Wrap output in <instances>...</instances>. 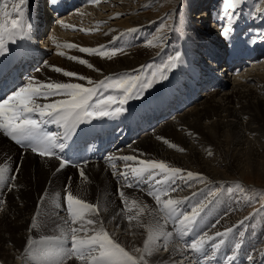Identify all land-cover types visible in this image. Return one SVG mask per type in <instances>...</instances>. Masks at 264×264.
<instances>
[{
  "label": "bare ground",
  "instance_id": "bare-ground-1",
  "mask_svg": "<svg viewBox=\"0 0 264 264\" xmlns=\"http://www.w3.org/2000/svg\"><path fill=\"white\" fill-rule=\"evenodd\" d=\"M31 1L33 2L34 0ZM114 1L115 7L118 10L119 8L121 9L118 11L114 7L113 10H111V13H113V17L115 19L119 16L118 19L121 18V20L117 21L115 25L111 24L110 26L103 23L102 27L93 28L96 31H93L92 29L91 33L96 32L95 35L90 36V34H88V36L85 37L73 34L72 40L75 43H73L74 47L72 51L75 56H83L82 54L84 52L79 50L82 47L92 48L93 43L100 45L103 44L109 36L108 34L102 32L106 26L109 32H131V35L138 33L140 39H145L150 32H152L151 37H155L156 40L161 39L162 44L168 38V29H165V27H168L169 23L162 22L164 21L163 17L165 14L162 15L161 21L159 22L155 21V19H143L142 16H139L138 14L143 10H138L137 5H127L128 2L133 3L136 0H122V2L119 0ZM137 1L143 2L144 0ZM255 2L257 4V8L258 6L264 7V1L255 0ZM12 4L13 0H7L5 10L11 12ZM106 4L107 2L104 1L101 9H103L104 6L106 7ZM248 4L254 6L252 2H248ZM27 5L28 3L26 6ZM152 8L153 7H150L148 11L153 12ZM101 9H98L99 12ZM107 9L108 8L101 10V13L99 14L103 20L109 18L107 13L104 16L102 15L105 14V12L110 11ZM186 9V12H188L190 6L186 7ZM249 9H252V7ZM172 16L174 15L172 14ZM184 16L181 19L187 18L186 15ZM202 16L203 15H196L194 17V21L192 20L193 23H191V25L185 24V26L180 28L181 32L178 36V40L180 39V41L178 44H176L173 40V37L176 36V34L171 35L166 41L164 47L166 50L177 49L183 53V56L180 60V66L171 70V80L166 89V93L162 97H168L173 91H175L179 82L185 81L187 74L190 73L189 69L185 65H187L189 61H193L195 57V53L191 49L196 47L200 41L201 30L198 28V21L203 20V18H200ZM260 20L261 19L258 16L254 17L251 20L249 27L250 30H253L254 32H261L260 35H263L262 37H264V23ZM105 21L107 22V20ZM216 25L217 23L215 22L214 26L211 27V30L214 32L212 35L214 36L218 33L216 32L217 28H215ZM144 26H146L149 31L144 32ZM85 30H87L85 32L91 31L88 29ZM161 35H165L166 38L159 37ZM205 35L208 36V34ZM110 36L115 37L117 35ZM238 36L239 33H236L233 37L236 38ZM262 37L258 36L256 38L260 40ZM147 41L143 42L140 46L133 48L123 57L110 61H96L97 63H95V65L102 73H108L117 69L127 70L137 67L148 56ZM247 48V44H245L243 49L247 50ZM24 61L29 60L24 58ZM248 61L249 63H252V60H247V62ZM255 62L256 60H254V64ZM258 62L256 64H258ZM54 64H56V67L65 71L77 72L79 74L85 73L86 71L85 67H80L81 63H74L68 59L58 57L51 60L48 64L44 62L42 65H39L30 78L34 77L35 80L41 82L51 81L58 83H79L78 81L71 79L72 77L68 78L65 76L63 72H49L44 69L46 66ZM254 64H251L253 67L250 66L252 69L248 74L246 71V73H241V75L238 74L235 77L238 80L240 78L241 80L244 79L245 82H248V79L250 81L255 79L264 83V75H259L257 72H254ZM238 70L239 68H233L232 72H236ZM221 74V70L216 71L214 74L212 73V76L210 75L209 80L211 81V77H219ZM245 74H247V76ZM237 79L235 80L225 77L224 81L225 86L227 85V90L224 86L222 89L212 90L211 92H209L210 89H208L207 92L203 90V92H199V90L194 89L192 85L187 84V98H192L193 101H186V106L189 104L191 105L161 124L155 132H150L149 134L138 138L137 142L133 146V149L136 152L134 156L137 157L138 161H148L151 159H153L152 161L157 162L163 161L169 166V168H179L184 170L183 172L186 175L187 171L193 172V168L191 169L189 165L197 164L198 166H203V164L207 165L208 163H211L205 159V155L206 153L215 151L220 156V163L223 162L222 160H224V162H228L227 168L231 169L235 173H238L240 176L244 177L243 175H245L246 177L255 176L264 178V155H262L264 151V99H261L258 96V92H260L259 87H257L258 90L255 91L252 85L236 83ZM28 82L29 80L25 82V85ZM218 91L222 92L219 93ZM219 95L220 97H218ZM64 98L65 97L63 96L50 97L48 101L51 102L55 99ZM198 98H204L200 106L197 105V101L199 100ZM160 101V98H151V104L154 106L158 105ZM106 118L110 121L112 120V116L110 115L108 117H101V122H106ZM54 127L63 132L60 125L54 124ZM81 129L82 123L79 125L78 131ZM3 134V129H0V151L5 148L12 151L8 143H6L5 139L2 137ZM172 145H175V147ZM136 149L140 150V152H137ZM15 153L17 155L18 151L15 150ZM78 164L79 162L77 160L75 161V165L73 167L66 166L58 172H53L52 170L54 165L50 164L47 160L34 158L29 154H25L22 157L19 172L16 175V178L12 181L15 188H12L11 185L8 191H6L4 194V205L0 209V259L2 262L5 264L11 263V259L8 257L11 258L14 254H16V257H18V260L20 261L19 263L22 264L23 262L21 261L19 255L21 249L13 250V248L14 246L22 248L27 243L28 239H31L34 243L31 245L28 244L23 253L28 255L29 258L35 260L40 257L34 253V247L37 245H35V232L33 229L30 227L32 231L29 234L27 233L24 237H22L21 230L29 227L28 215L35 203L38 192L42 190L44 192L45 200L48 195H54L57 193V199L54 201V204L51 203V205L47 208V211L52 213L53 217L55 215H59L60 219L65 222L70 221L71 224L74 223L73 225H75V222L77 224H83L87 223L89 220L94 221V223L98 222L99 225L96 228H94V226L91 227V230L94 231L93 235H96L97 233L102 235L103 233L101 232V229H103L109 233L111 238L124 247L130 255H133L134 252H136V249H140L138 255L134 254L137 260L141 261V257H143V261H148L151 264L168 263V259L174 256L179 257L180 261L182 260L181 256H183L185 250L179 243L176 242V239L179 238V236L172 231H169L172 233L171 236L166 235L168 230L165 228V222L162 224L159 222V216L150 205L151 203L153 205H157L160 209L162 208L161 211H163L170 219L165 224L167 226H174L176 231L179 229L180 224H178L177 218L180 217L181 213L186 215L187 212L184 211L183 208L177 207L178 205H175V215L169 216L164 207V202L168 199L180 200V204L182 206L185 201L188 200L190 202L195 198L189 190L186 192H181L179 190V174L175 177V184H172L171 180L167 181V183L162 182L164 181L165 174L171 175L170 173H167V170L165 171V174H161L159 169H154L153 171L155 175L153 178H148L147 174H145L144 177L137 179L132 175L130 167H146V165L138 162H129L128 165L130 167L127 168L125 167V163H123V169H119V167L116 166L114 169L110 170H105V168L98 162L92 164L89 163L87 169L80 168ZM201 168L206 169L205 166ZM81 170L84 172L83 176H81ZM201 171L207 172L205 170ZM119 172H126L127 180L120 175H114V173ZM66 185H70L68 191H70L74 196L93 205L92 209L77 206L81 208L82 218L79 222L76 220L73 222V218L67 210ZM4 186V183L0 181L1 189H3ZM173 187L177 188V190L172 191L171 188ZM118 188L122 189L125 193V199L123 202L121 197L117 194ZM145 196L149 199V201ZM157 196L160 197L159 201L156 199ZM185 197H187V200L184 199ZM60 199L61 201L58 204ZM38 205L39 203H36L34 206ZM44 205L46 208L47 204L44 203ZM207 206L208 207L205 208L204 213H202L204 216H201V220L208 223V225H206L209 227L212 224L211 220H213V218L217 219L220 221L219 223H221V216L227 213L225 205L224 207L222 206V209H218V207L212 203ZM215 209H217V213L213 212ZM113 217L116 218L113 219ZM60 219L58 220L60 221ZM224 219L226 220L225 217ZM225 220H222V223ZM45 221H49L48 216H45ZM88 225L91 226V224ZM149 225L150 227L148 228ZM206 225L198 222L197 226L193 230L194 234H190L192 235L190 243L200 236L199 233L195 234L198 230H200L202 234L204 232H207L209 235L213 234L211 228L207 227L205 229ZM157 227H159V229ZM146 228L147 232L150 233L148 236L151 237L150 239L157 236L163 240L161 242H165L167 244V251L165 253L166 256L162 257L158 253V248L164 249L161 244H157L155 246L149 244L145 245L143 233ZM216 230H219V227H217ZM114 231H121L124 237L112 233ZM39 238L46 240L44 251L48 255L45 259L42 256V259H40V263H42V261L50 259L49 254L51 253L52 248L49 245L47 236H41ZM245 239L248 240V236H246ZM246 240L244 242H246ZM13 242L14 246H10L11 248L6 249V243ZM208 247L210 246L207 245L206 248ZM65 249L66 247L63 250H57V252L63 251L62 256H65ZM247 250L248 248H244L243 254L247 253ZM130 252H132V254ZM183 261L185 263L188 262L187 264H193V262L189 263V260L186 261V259H183ZM183 261L181 262L183 263ZM193 261L197 263L196 259H193ZM30 262H26V264H31ZM40 263L37 262L36 264ZM75 263L78 264L72 260H68L67 262V264ZM45 264H55V262L50 259ZM87 264L90 263L87 261ZM168 264L177 263L169 262Z\"/></svg>",
  "mask_w": 264,
  "mask_h": 264
},
{
  "label": "snow or ice",
  "instance_id": "snow-or-ice-1",
  "mask_svg": "<svg viewBox=\"0 0 264 264\" xmlns=\"http://www.w3.org/2000/svg\"><path fill=\"white\" fill-rule=\"evenodd\" d=\"M56 0H52L55 4ZM246 0H227V9L232 10L231 15H223L220 19L225 21V24L221 25V35L225 38L228 37L229 33L234 32V25L239 19V6L243 5ZM7 0H0V55L5 54L7 47L5 45V38L9 43H17L18 40L28 39V30L32 27L30 23L24 22V13L26 9L24 6L28 3V0H13L12 11H6L5 5ZM120 15V14H117ZM167 15V14H166ZM264 15V13H262ZM76 30V29H74ZM87 31V30H85ZM134 31V30H133ZM68 47H74V45H68ZM81 52L93 54L97 52V49L82 47L79 49ZM21 55H27L26 52L20 53ZM112 54H115V50ZM183 53L180 51L175 52L171 55L167 61L162 65L163 71H171L180 66V60ZM110 58V57H109ZM71 59H77L71 57ZM82 64H87V61L81 59L79 61ZM92 67L91 65H88ZM145 66H141V70ZM57 72H63L67 77H77L78 74L70 71L62 70L58 67L54 69ZM2 71V69H0ZM154 75V74H153ZM80 79H88L85 77H79ZM166 78V77H165ZM135 84H132V78L129 77L127 82L123 80H117V88L123 92L124 98L117 100L112 95L101 96L99 99H95L98 96V88H87L83 84L78 83H58V82H41L30 78L29 82L20 87L17 91H13L11 95L3 93V82H0V93H3V97H0V129H3L5 134L17 144L29 148L32 152L38 153L41 156H56L59 159V168L57 171L69 166L71 161L63 157V152L71 146L74 138L77 136L79 125L82 122L87 121V117L96 114V118L115 116L122 111V106L127 103L129 99H143V93L147 92L148 89L154 87L152 80H139L135 78ZM101 84L104 82L101 81ZM125 83L130 86L125 87ZM159 83V81H157ZM137 93L132 95V93ZM63 96L64 99H55L51 102H45L43 104L38 103V100L43 99L48 101L50 97ZM115 106V111H112V107ZM92 109V111H89ZM108 109V110H105ZM38 114L39 119L34 118ZM50 122L58 124L63 129V134L59 135L53 132H44L42 124ZM175 147V145H172ZM59 149L57 154L54 150ZM118 159L125 161V167L127 168L128 162H138L146 165V167L138 168L132 167L131 173L137 179L144 177L147 174L148 178L154 177V169H159L161 174L170 173L171 175H164V183L171 180L172 184H175V177L177 174H181L184 170L179 168H169V166L163 162L157 161H138L136 156L128 155L122 156ZM115 167V166H113ZM5 169L0 167V178H3V172ZM19 171V168L16 169ZM84 175L81 170V176ZM114 175H120L127 180L126 172L114 173ZM187 179L191 180L194 177L203 180V174L193 173L191 171L186 172ZM181 179L184 177L181 176ZM11 179V178H10ZM131 186V185H129ZM191 187V185H187ZM70 185H66V202L67 210L73 218V222L77 219H81V208L92 209L93 205L86 203L82 199L74 196L68 189ZM172 191H176L177 188H171ZM117 194L121 197L122 202L125 199V193L122 189H117ZM192 195L195 197L198 195L197 192H193ZM215 193L209 192L205 196V200H208L209 196H214ZM156 199L159 201L160 197ZM187 200V197L184 198ZM180 200L168 199L164 202V207L167 210L169 216H173L176 213L175 205L180 204ZM207 205L204 201L199 202L196 206L191 209L190 214H180L177 218L178 224L183 225V229L180 230V235H187L193 231L197 226L202 213H204ZM251 216V214H250ZM249 217H244L243 220L239 221V225L248 220ZM116 217H113L115 219ZM94 221L89 220L87 223L92 224ZM219 224L216 221L212 225L213 228ZM35 226V225H34ZM236 227V226H234ZM233 228H228L224 231H216L215 235H209L207 232L201 234L197 239L193 240L190 244L186 245V248L196 251L197 253L206 254L207 249L205 245H209L212 250L219 249L226 243L224 239L230 233L234 231ZM71 232V247L65 253L67 259H80L85 261L87 264L88 258H92V264H137L136 258L129 254L119 243H117L108 232L101 229L102 235L97 233L87 239L78 238L76 235L77 231H87V227L83 224L80 229L70 228ZM167 236H171L172 233L168 232ZM151 238V237H149ZM219 240V243L216 240ZM34 241L29 239L28 244H33ZM145 245L149 243V240H145ZM165 251H167V245L162 244ZM239 247V245H236ZM27 251V249H26ZM136 252H140V249H136ZM99 253L97 256L96 253ZM250 260L252 257H248ZM143 261V257H141Z\"/></svg>",
  "mask_w": 264,
  "mask_h": 264
},
{
  "label": "rangeland",
  "instance_id": "rangeland-1",
  "mask_svg": "<svg viewBox=\"0 0 264 264\" xmlns=\"http://www.w3.org/2000/svg\"><path fill=\"white\" fill-rule=\"evenodd\" d=\"M119 1L122 2V0H119ZM205 1L206 0H200V1L199 0H144L143 2H139V1L136 0L133 3L128 2L127 5L128 6H136L137 5L138 6L137 7L138 10H143V11H140L141 13L140 12L138 13L139 16H142L143 19L148 18V20H151V19H155L156 20L157 18H160V19H157V22H159V21H161L162 15L165 14V17H167V21H168L170 19V17H171V14L174 11H176V12H179V17H182L183 15H186L187 18H184V19L191 20V22H192V20L194 21V17L196 15H203L202 17H200L202 19L204 17V14L205 13L207 14V12L203 11V10L206 9L205 6H207L209 2L205 3ZM250 1L253 2V0H250ZM260 1H264V0H260ZM112 2H114V4H115L114 0H112ZM195 5H196V7H195ZM118 6H119V4H118ZM188 6H190V9H189L188 12H186V10H187L186 7H188ZM107 7H109V6H107ZM107 7L104 6L103 9H101V8H99V9L104 10ZM150 7H153L152 8L153 12L148 11V9H150ZM115 9L118 10L116 7H115ZM120 9L121 8H119L118 11H120ZM101 10H100L99 14L101 13ZM138 10H137V12H138ZM191 11H192V13H191ZM106 13L108 14V17H111V16L113 17V13H111V11H107V12H105V14H102V15L104 16V15H106ZM187 13H188V15H187ZM99 16L101 17V15H99ZM118 18L110 19V20H108V22H111V24L115 25V23L117 21L121 20V18L120 19H118ZM169 21L166 22V23H169ZM162 22H164V21H162ZM165 29H168V27H165ZM93 31H96V30L93 29ZM90 32H92V30ZM159 37L166 38L165 35H161ZM153 47H154V45L152 44L150 46L149 50H148V45H147L148 55L151 54L152 52H154ZM159 55L160 56H157V58L154 57V58H151V60H146L145 61V68H149V69L146 70L143 73V76L140 78V80L151 79V77L153 76V73H155V72L160 74L159 82H161L164 79L163 72L168 73V71H163V70L161 71V69H162V65L167 61V59L170 57V55L165 53V52H161ZM171 55H173V54H171ZM251 67H253V66H251ZM251 67L250 68H246V69L242 70L241 72H238L236 75H238V74L241 75V73L244 74V73H246V71H247V74H248L249 71L252 69ZM263 67H264V61H263V63L258 62V65L254 66V68H255L254 72L255 73L257 72V74H259V75H264V68ZM118 74L119 73L115 74L114 76H116ZM247 74H245V75L247 76ZM126 75L127 74H124L120 78L125 77ZM130 75H132V74H130ZM133 76L134 75H132L131 78ZM235 76H233L232 79L236 80L237 78ZM256 76H258V75H256ZM137 77L138 76L134 77V79L132 80V84H135V82H136L135 78H137ZM128 80L129 79H125L123 81L127 82ZM256 81L257 80H255V79H253L251 81L248 79V82L246 81L247 82L246 83L244 81V79L241 80V78H240L239 80L237 79L236 83L252 85L254 87L255 91H257L258 90L257 87H259L260 92H258V94H259L258 96L261 99H264V85H262L264 83H261V82L257 81L259 83L258 84ZM124 86L125 87H129V84L125 83ZM211 91L212 90H210L209 92H211ZM229 91H230V88H229ZM218 92L221 93L222 91H218ZM260 94H262V95H260ZM218 97H220V95ZM202 100H204V98L199 99L197 101V105L200 106L202 104ZM263 142H264V138H263ZM212 152L206 153V155H205V159L207 161L211 162V163H208L209 165L208 164L207 165L203 164V166H205L206 169L201 168V167H203L202 165H199V166L197 164H194L195 166L194 165H189L191 167V169L193 168L192 169L193 173H198V172H199V174L203 173L204 179L200 180V179H197V178L194 177L190 181L186 182L184 184V186H181V190H185L186 188H189V189H192V190H196L197 188H199L202 193H201V196L196 200L195 203H199L201 201H204V203H205V202L210 201L211 199H214V201L211 202V203L213 205L217 206L218 209H222V206L224 207V205H225V208L227 209L226 210L227 211V213H226L227 215L224 214V215L221 216V223L217 224L215 228H213L212 225L215 224L216 221H218L217 219L213 218V220H211L212 224L209 227V226H207L208 223H205L200 218V221H199L200 224H203V225L207 224L205 226V229L207 227L211 228L212 232L214 233L215 231H217L216 230L217 227H219V229H221L224 225H225L224 227H229V223L232 222V221H235V225L234 226H236V227L233 226L235 231H233L231 233L233 235V237H232L233 239H234V233L235 232L239 233L241 230L243 231L245 229V227H246L245 231L247 233L246 236L249 237L250 235H252L254 233V235H252L251 237L248 238L249 243L247 244V247L250 249V252L249 253L247 252L244 255V257L248 255L249 257H252V259L250 260L248 258L249 259L248 260V259H244V257H242L240 260H231L230 257L234 254V252L237 249H230L228 251V254H226V256L224 257L225 258L224 259L225 262L226 261H234V262L235 261H239L242 264H264V178L255 177V176L246 177L245 175H243L244 177H242L238 173H235L231 169L227 168L228 162H224V160H222L223 162L221 161L222 163H220V156L215 151H212ZM262 155H264V151H263ZM197 169H198V171H197ZM201 170H205L207 172H202ZM189 184L191 185V187L187 186ZM217 187H218V190L216 192H214V190ZM186 191H183V192H186ZM218 191H220V192L222 191V192H225V193L218 194ZM209 192L215 193V194H217V196H215V195H214L215 197L209 196L208 200H205V196H207ZM216 198H218V199L215 200ZM60 201H61V199L58 201V204L60 203ZM229 208H230V210H229ZM250 214H251V216H250ZM201 216L203 217L204 215H201ZM249 216H250V218L248 220H246L243 223V225L238 226L239 225V221L243 220L244 217H249ZM224 217L226 218V220L224 219ZM222 220H225V221L222 223ZM76 221L79 222V221H81V219H77ZM76 224L77 223L75 222V225ZM83 224L88 225V223H83ZM80 225H82V224H80ZM98 225H99L98 222H95L94 224H91V226H89L87 228L88 229L87 231H91V235H87L86 234L87 231H84L85 232L84 236H80L78 238H82V239L83 238H90L94 234V231L91 230L92 229L91 227L94 226V228H96ZM27 230H28V228L21 230L22 237L26 236ZM112 233H115L116 235L124 237V235L121 233V231H114ZM241 239H242V237H241ZM10 246L13 247L14 246V242L13 243H6V245H5L6 249L7 248H11ZM19 249H21V248L15 247V246L13 248V250H19ZM161 249L162 248H158L157 249L159 255L162 256V257L166 256L165 249H162V250ZM66 252H67V250H66ZM130 253L132 254V252H130ZM134 254L138 255L139 252H134ZM215 255H218V254L216 253ZM65 257L66 256H62V259L64 260ZM8 258L11 259V263H6V264H18L20 262L18 260V257H16V254H14L13 257H11V258L8 257ZM174 259H175L174 261H177L176 260L177 258H174ZM21 260H22V262H24L23 258ZM70 260H72L74 262V259H70ZM174 261L173 260L172 261H168V263L169 262L175 263ZM67 262H68V260L66 258L65 264H67ZM137 262H138V264H140V263L141 264H151L148 261H139V260H137ZM192 262H193V264L196 263L195 261H192ZM55 263H56V260H55ZM168 263H165V264H168ZM187 263H185L183 261V263L180 262L179 264H187ZM2 264H5V263L3 262ZM22 264H24V263H22Z\"/></svg>",
  "mask_w": 264,
  "mask_h": 264
}]
</instances>
